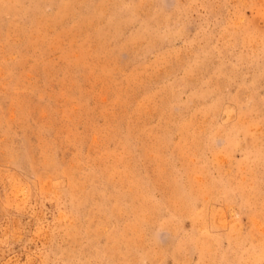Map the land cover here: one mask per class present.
<instances>
[{
    "label": "rangeland",
    "instance_id": "374dc122",
    "mask_svg": "<svg viewBox=\"0 0 264 264\" xmlns=\"http://www.w3.org/2000/svg\"><path fill=\"white\" fill-rule=\"evenodd\" d=\"M0 264H264V0H0Z\"/></svg>",
    "mask_w": 264,
    "mask_h": 264
}]
</instances>
